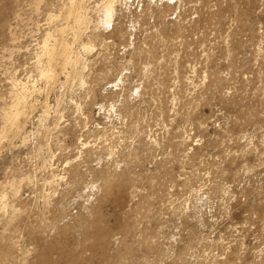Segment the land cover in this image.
Returning <instances> with one entry per match:
<instances>
[{
	"label": "rangeland",
	"instance_id": "rangeland-1",
	"mask_svg": "<svg viewBox=\"0 0 264 264\" xmlns=\"http://www.w3.org/2000/svg\"><path fill=\"white\" fill-rule=\"evenodd\" d=\"M0 264H264V0H0Z\"/></svg>",
	"mask_w": 264,
	"mask_h": 264
}]
</instances>
